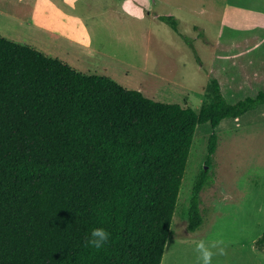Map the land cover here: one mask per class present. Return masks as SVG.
I'll return each mask as SVG.
<instances>
[{"label":"trees","instance_id":"trees-1","mask_svg":"<svg viewBox=\"0 0 264 264\" xmlns=\"http://www.w3.org/2000/svg\"><path fill=\"white\" fill-rule=\"evenodd\" d=\"M209 92L197 112L154 102L0 37V264H160L197 126L264 106V92L232 104L216 80ZM216 144L212 133L206 167ZM207 180L194 184L188 233ZM93 228L110 233L100 249ZM254 246L264 253V231Z\"/></svg>","mask_w":264,"mask_h":264},{"label":"rangeland","instance_id":"rangeland-1","mask_svg":"<svg viewBox=\"0 0 264 264\" xmlns=\"http://www.w3.org/2000/svg\"><path fill=\"white\" fill-rule=\"evenodd\" d=\"M69 8L93 50L77 63L84 75L195 112L211 102V80L229 104L264 92V0H71ZM160 16L173 17L176 32ZM17 30L0 19L2 38H22ZM212 133L216 150L206 167ZM203 170L202 224L188 233L192 190ZM263 231L264 106L214 129L197 126L160 264H197L191 241L199 239L224 242L213 264H264L254 246Z\"/></svg>","mask_w":264,"mask_h":264},{"label":"crops","instance_id":"crops-1","mask_svg":"<svg viewBox=\"0 0 264 264\" xmlns=\"http://www.w3.org/2000/svg\"><path fill=\"white\" fill-rule=\"evenodd\" d=\"M70 2L62 0V4L56 6L55 0H0V19L11 20L17 31H22V38L11 35L4 39L28 46L80 72L77 63L93 50L81 39L84 29L75 27L77 21L72 17Z\"/></svg>","mask_w":264,"mask_h":264},{"label":"clouds","instance_id":"clouds-1","mask_svg":"<svg viewBox=\"0 0 264 264\" xmlns=\"http://www.w3.org/2000/svg\"><path fill=\"white\" fill-rule=\"evenodd\" d=\"M110 239V233L104 228H93L87 243L95 249L102 248ZM197 254V264H213V257L222 255L224 242L222 240L199 239L191 241Z\"/></svg>","mask_w":264,"mask_h":264}]
</instances>
